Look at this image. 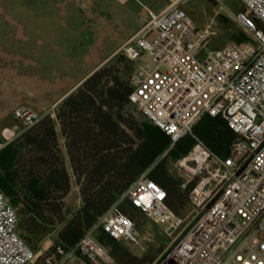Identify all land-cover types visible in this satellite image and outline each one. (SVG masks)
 <instances>
[{
	"label": "built area",
	"instance_id": "2783aa9c",
	"mask_svg": "<svg viewBox=\"0 0 264 264\" xmlns=\"http://www.w3.org/2000/svg\"><path fill=\"white\" fill-rule=\"evenodd\" d=\"M242 1L245 10L232 17L256 47L233 43L208 50L216 33L210 25L197 29L177 0L158 13L147 9L149 21L117 52L133 64L144 53L150 58L135 66L129 101L170 138L164 156L183 138L195 139L192 149L171 163L170 173L182 180L198 217L159 264H264V30L251 18L264 24V0ZM45 116L55 118L56 106L44 113L25 105L13 111L14 120L27 128ZM206 116L221 117L236 134L228 157L193 135ZM149 173L69 251L56 246L50 252L47 246L34 252L19 236L16 210L0 190V264H69L73 258L80 264H117L98 235L138 242L135 221L120 209L126 200L173 236L183 220Z\"/></svg>",
	"mask_w": 264,
	"mask_h": 264
},
{
	"label": "trees",
	"instance_id": "16d2710c",
	"mask_svg": "<svg viewBox=\"0 0 264 264\" xmlns=\"http://www.w3.org/2000/svg\"><path fill=\"white\" fill-rule=\"evenodd\" d=\"M251 18L264 30L259 19ZM134 71L135 65L119 52L60 101L55 118L45 116L27 128L12 117L20 133L11 142L0 132V190L16 210L19 236L34 252L42 251L54 233L50 252L56 246L65 251L75 247L148 171L166 191V203L176 215L190 205L188 190L181 188L182 180L170 173V166L192 149L195 139L183 138L164 156L170 138L129 101ZM131 107L146 117V123ZM193 135L217 155L237 140L221 117H204ZM72 179L81 202L75 209L65 203ZM120 209L137 226L133 213L141 211L127 200ZM98 240L118 243L102 233Z\"/></svg>",
	"mask_w": 264,
	"mask_h": 264
},
{
	"label": "rangeland",
	"instance_id": "374dc122",
	"mask_svg": "<svg viewBox=\"0 0 264 264\" xmlns=\"http://www.w3.org/2000/svg\"><path fill=\"white\" fill-rule=\"evenodd\" d=\"M172 1L177 0H130L127 5L114 0H0V132L12 124L19 106L51 111L146 25L147 9L158 13ZM179 6L197 29L210 25L216 33L207 42L208 50L223 49L238 39L242 45L257 46L232 17L243 11L242 0H179ZM242 33L247 38L242 39ZM149 61L144 53L134 64L141 68ZM130 111L146 123L139 111ZM229 154L230 150L218 152L221 158ZM65 203L71 209L80 206L74 179ZM133 215L138 242L107 243L117 264H159L168 247L191 229L198 212L189 205L180 216L183 225L170 237L143 214ZM56 238L54 233L51 244L43 248L51 247ZM69 264L80 263L73 258Z\"/></svg>",
	"mask_w": 264,
	"mask_h": 264
},
{
	"label": "crops",
	"instance_id": "0c3cea01",
	"mask_svg": "<svg viewBox=\"0 0 264 264\" xmlns=\"http://www.w3.org/2000/svg\"><path fill=\"white\" fill-rule=\"evenodd\" d=\"M115 2H117V3H119L120 5H127L128 4V2L130 1V0H127V1H123V0H114ZM142 28H140L138 31H136L131 37H129L127 40H126V42L127 41H129L131 38H133L140 30H141ZM125 42V43H126ZM124 43V44H125ZM123 44V45H124ZM123 45H121L115 52H113V54H111V56L110 57H113L115 54H117V52L120 50V48L123 46ZM60 103V100L58 101V102H56L55 104H53V107L54 106H57L58 104ZM11 125L10 126H6V127H4L3 129V132H2V136L6 139V141L7 142H10L11 141V139L12 138H14L15 136H17L19 133H20V127L17 125V124H15L14 122H13V120H11ZM6 124H8V123H6ZM7 133H10V135L8 136V135H6Z\"/></svg>",
	"mask_w": 264,
	"mask_h": 264
}]
</instances>
